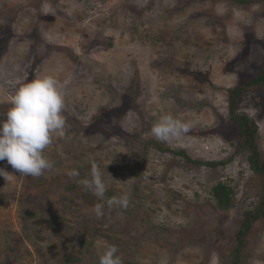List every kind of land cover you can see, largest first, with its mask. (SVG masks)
I'll return each mask as SVG.
<instances>
[{
  "label": "rangeland",
  "instance_id": "1",
  "mask_svg": "<svg viewBox=\"0 0 264 264\" xmlns=\"http://www.w3.org/2000/svg\"><path fill=\"white\" fill-rule=\"evenodd\" d=\"M235 1L0 0V120L17 80L51 75L66 122L43 175L0 161V264H98L113 245L122 264H230L260 192L229 119L231 91L264 62L261 0ZM234 113L256 125L264 159V86L244 89ZM165 115L190 125L179 141L151 135ZM93 165L103 198L80 183ZM218 183L232 191L226 210ZM124 194L126 209L109 206L106 195ZM243 256L264 264V219Z\"/></svg>",
  "mask_w": 264,
  "mask_h": 264
},
{
  "label": "clouds",
  "instance_id": "2",
  "mask_svg": "<svg viewBox=\"0 0 264 264\" xmlns=\"http://www.w3.org/2000/svg\"><path fill=\"white\" fill-rule=\"evenodd\" d=\"M15 83L18 86L11 96V106L4 114L6 118L0 120V161H7L20 175L39 177L52 167L44 156V150L52 144L54 136L65 134L66 122L62 115L65 108L64 93L57 79L51 75L27 82L17 80ZM189 127V124L165 115L150 131L157 140L172 142L179 141L189 131ZM6 175L9 173L0 168V176ZM69 175L76 176L78 173L73 171ZM80 183L98 198L104 197L106 184L97 165L92 167L91 179H84ZM108 204L110 207L126 209L128 195L113 197L108 200ZM94 211L98 217L102 216L103 205L97 204ZM117 253L116 246H107L99 255L98 264H122Z\"/></svg>",
  "mask_w": 264,
  "mask_h": 264
},
{
  "label": "trees",
  "instance_id": "3",
  "mask_svg": "<svg viewBox=\"0 0 264 264\" xmlns=\"http://www.w3.org/2000/svg\"><path fill=\"white\" fill-rule=\"evenodd\" d=\"M239 5L246 3L245 0H236ZM263 5V16H264V0H261ZM263 87L264 86V62L260 69V74L254 80L248 82L240 88H236L231 91V101L229 104V119L235 127V133L237 140L239 141V148L246 152L247 163L250 170L254 175H256L260 181V192L259 199L253 210L244 213V218L240 224L239 229L236 231L235 235V247L231 250V262L230 264H244L243 251L246 245V238L250 232L252 224L257 220L264 219V159L258 150L257 144V127L254 125L253 121L245 115H239L234 113V103L237 97L240 95L244 89L250 87ZM209 166H215L216 163H207ZM107 194H109L107 192ZM212 194L216 200L217 207L221 210H226L231 205V195L232 191L226 185L218 183L213 187ZM107 198H112L110 195ZM68 260L71 261L70 253L66 254Z\"/></svg>",
  "mask_w": 264,
  "mask_h": 264
}]
</instances>
